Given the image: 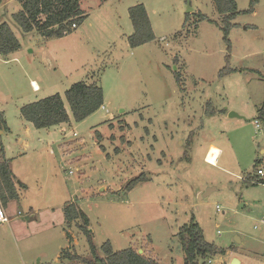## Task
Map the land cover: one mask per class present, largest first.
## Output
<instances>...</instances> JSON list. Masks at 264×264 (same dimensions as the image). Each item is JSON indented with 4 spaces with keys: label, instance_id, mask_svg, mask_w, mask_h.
Segmentation results:
<instances>
[{
    "label": "rangeland",
    "instance_id": "1",
    "mask_svg": "<svg viewBox=\"0 0 264 264\" xmlns=\"http://www.w3.org/2000/svg\"><path fill=\"white\" fill-rule=\"evenodd\" d=\"M141 1L156 37L135 48L121 38L133 32L127 8L135 0H81L87 18L53 39L20 29L12 18L17 0L0 4V23L20 42L15 53L0 55V121L12 129L1 133L0 123V147L24 130L20 106L37 95L59 93L70 113L65 91L93 73L105 101L88 118L43 135V144L34 132L28 149L6 152L16 208L27 217L0 224V264L100 263L76 222L65 225L68 201L88 216L98 256L108 242L114 251L133 247L160 264H184L176 233L193 216L205 240L224 249L198 264H232L239 255L241 264H264V184L257 182L264 179L257 174L264 169V0L250 13H243L250 0H235L241 12L229 50L219 26L195 15L218 21L210 0ZM224 67L236 70L219 76ZM32 79L41 91L32 90ZM209 144L222 152L211 147L206 162ZM141 174L147 181L124 190Z\"/></svg>",
    "mask_w": 264,
    "mask_h": 264
},
{
    "label": "trees",
    "instance_id": "2",
    "mask_svg": "<svg viewBox=\"0 0 264 264\" xmlns=\"http://www.w3.org/2000/svg\"><path fill=\"white\" fill-rule=\"evenodd\" d=\"M4 0H0V4ZM21 9L12 15L14 22L23 32L36 31L44 39L61 38L80 26L86 19V13L80 6L79 0H17ZM105 1V0H100ZM214 11L218 14V21L213 20L201 12L195 15L200 20H207L219 26L222 32V39L230 49V40L228 38L230 30L236 26L234 19L241 12L237 8L235 0H210ZM257 0H250L249 7L243 10V13L253 11ZM186 15L185 20L188 16ZM128 16L132 23L133 32L127 36V43L131 48L146 44L155 39L147 10L143 3L135 4L128 8ZM76 24V28H72V24ZM176 35V33H174ZM20 48V42L13 33L12 29L6 22L0 23V55H7ZM229 54L225 56L226 62L229 60ZM229 67H224L219 76L234 71ZM174 76L178 84H181L178 73L174 72ZM68 109L72 118L76 121H82L103 105V89L100 85L78 81L69 86L64 93ZM21 117L32 123L37 128H48L51 126L65 123L70 120V115L65 105L63 97L59 93H55L44 98L29 102L20 107ZM258 118L264 119V103L258 109ZM4 124L5 122L0 121ZM99 137V133H96ZM191 133L186 149L192 145ZM187 150L184 151V157L188 158ZM0 201L5 206L9 201L17 200L19 194L17 192L14 175L10 167L9 159L3 155V147H0ZM189 160V159H187ZM257 161V160H256ZM257 161L256 164H258ZM255 164V166H256ZM147 181V177L143 174L131 179L125 186L126 191L131 190L138 183ZM243 181L252 182L250 178H243ZM264 184V179L262 181ZM21 184V183H20ZM22 185V184H21ZM65 225L70 226L76 222L78 230L84 235L85 240L90 248L91 254L101 264H160L158 261L149 258L143 254H139L133 247L121 251H114L110 243L106 242L101 249L103 256H98L96 246L93 243L92 233L89 228V218L86 213L79 208L76 203L68 201L63 207ZM81 221L80 223H77ZM182 251L184 253V264H198L200 258L204 259L209 255L224 253L223 248H219L214 244L205 240L203 231L199 224L191 216L189 222L179 227L176 233ZM65 258L72 261L90 263L89 260L82 258L78 254H70L65 251ZM61 257V256H60Z\"/></svg>",
    "mask_w": 264,
    "mask_h": 264
},
{
    "label": "crops",
    "instance_id": "3",
    "mask_svg": "<svg viewBox=\"0 0 264 264\" xmlns=\"http://www.w3.org/2000/svg\"><path fill=\"white\" fill-rule=\"evenodd\" d=\"M80 1V6H81V8H82V3H81V0H79ZM139 1H140V3L142 2L141 0H135V2H130V4H129V6H128V8L129 7H131L132 6V4H138L139 3ZM211 2V1H210ZM143 4H145V2H142ZM213 7V6H212ZM128 8H127V12H128ZM145 8H146V10H147V13H148V16H149V20H150V23H151V26H152V29H153V31H154V34L156 35V31H155V28H154V26H153V24H152V21H151V18H150V13H149V11H148V9H147V6H146V4H145ZM83 9V8H82ZM84 10V12L86 13V10L85 9H83ZM213 10H214V8H213ZM197 12H199V11H197ZM196 12V13H197ZM201 12V11H200ZM204 14V13H203ZM191 15V14H190ZM208 17V16H207ZM86 18H87V16H86ZM132 31H133V29H132ZM132 32H130V33H128V34H125V33H123L121 36V38H122V40H124V39H126L127 38V36L128 35H130ZM176 33V32H175ZM156 37V36H155ZM112 41V43H114L113 42V40H111ZM114 46V44H112L110 47H109V49L110 48H112ZM12 53H15V51L14 52H12ZM86 76H87V79H85V80H83V81H85V82H87V83H95V82H97V76L95 77L94 76V74L93 73H90V74H86ZM30 84H31V86H32V90L34 91V92H39V91H41V87H40V85H39V83L37 82V81H35V80H30ZM99 85V84H98ZM34 87H37V89H34ZM53 94V92H47L46 94H43V95H41V96H35L34 98H31L30 100H28L29 102H33V101H36V100H38V99H41V98H44V97H46V96H49V95H52ZM62 96V95H61ZM63 97V96H62ZM28 102V103H29ZM105 105V101L103 100V105H102V107ZM21 107V106H20ZM101 108V107H100ZM99 108V109H100ZM104 108V107H103ZM98 109V110H99ZM97 110V111H98ZM96 111V112H97ZM96 112H94L93 114H95ZM93 114H91V115H93ZM69 115H70V120L68 121V122H65V123H60V124H58V125H55V126H51V127H48V128H41V129H37V128H35L33 125H32V123H30V122H28V121H26V120H24L21 116H20V124H22V126H24V130L23 131H18L17 132V134H16V136L17 137H15V139H14V142H12V144L9 142V143H6V144H4L3 142L1 143L2 144V147H3V155H4V157L6 158V159H10L9 158V156H7L6 155V152L8 151V150H11L12 149V145L13 146H20V147H22V148H24V149H28L29 147H30V144H29V141L30 140H28V138L29 137H31V133H37L38 134V136H37V141H39L40 143L39 144H43L44 143V141H43V135L44 136H48V135H51L53 132H54V129L55 128H58V127H60V126H62V125H68V124H71L72 122H73V118H72V116H71V114L69 113ZM90 115V116H91ZM89 117V116H88ZM87 117V118H88ZM5 122V121H4ZM32 127L33 128H35V129H32ZM12 131V129H11V127L5 122V127H3V131L1 132V133H9V132H11ZM40 132H43V133H40ZM71 132V131H70ZM22 135V136H21ZM68 135H69V133H68ZM39 144H37V145H39ZM48 144H49V142H48ZM211 147H216V146H214L213 144H209L208 146H207V150H206V153H205V156H204V158H205V161H206V155L208 154V151L210 150V148ZM218 150H219V154L222 152V150H221V148L220 147H216ZM70 152V151H69ZM70 153H73V151H71ZM219 154H218V156H219ZM1 155V154H0ZM218 158V157H217ZM207 162V161H206ZM209 164H211V163H209ZM211 165H217V159H216V163L215 164H211ZM262 170H263V172H264V169L262 168V167H260ZM13 173V172H12ZM16 204H17V202H16V200H12V201H9L4 207H5V210H6V213H7V215L9 216V220L12 218V220H14L15 218H16V216H17V218H24V219H26V217L27 216H23V215H19L20 214V210H18L17 208H16ZM17 209V210H16ZM17 212V213H16ZM35 218V214H32L31 215V219H34ZM9 220H8V222H9ZM32 221L33 220H30V218L28 217V221H26L27 223H32ZM260 240H264V238H261ZM264 242V241H263ZM252 252L253 253H255V250H252ZM234 259H237L238 261H239V263L238 264H241V263H243V259L240 257V255L239 256H235V257H233ZM250 258V257H249Z\"/></svg>",
    "mask_w": 264,
    "mask_h": 264
},
{
    "label": "built area",
    "instance_id": "4",
    "mask_svg": "<svg viewBox=\"0 0 264 264\" xmlns=\"http://www.w3.org/2000/svg\"><path fill=\"white\" fill-rule=\"evenodd\" d=\"M72 28H76L75 23L72 24ZM34 89H37V87H34ZM256 123L258 126V122H256ZM72 134L76 135L77 133L73 132ZM69 173H72V170H69ZM257 174L259 176H264V172L261 168L257 169ZM217 210H218V206H217ZM8 220H9V216L6 213L4 205L0 201V224H4V223L8 222Z\"/></svg>",
    "mask_w": 264,
    "mask_h": 264
},
{
    "label": "water",
    "instance_id": "5",
    "mask_svg": "<svg viewBox=\"0 0 264 264\" xmlns=\"http://www.w3.org/2000/svg\"><path fill=\"white\" fill-rule=\"evenodd\" d=\"M190 11H191V8L188 9V12H190ZM229 116L230 117L237 116V114L234 113V112H230L229 113ZM199 198H202V195L201 194L199 195ZM238 263H239V261L237 259H233L232 264H238ZM98 264H100V263H98Z\"/></svg>",
    "mask_w": 264,
    "mask_h": 264
}]
</instances>
